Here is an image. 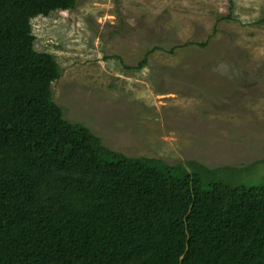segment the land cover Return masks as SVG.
Instances as JSON below:
<instances>
[{
	"label": "trees",
	"instance_id": "obj_1",
	"mask_svg": "<svg viewBox=\"0 0 264 264\" xmlns=\"http://www.w3.org/2000/svg\"><path fill=\"white\" fill-rule=\"evenodd\" d=\"M76 3L0 0V264H264V185L216 180L250 167L128 157L64 118L31 22Z\"/></svg>",
	"mask_w": 264,
	"mask_h": 264
},
{
	"label": "rangeland",
	"instance_id": "obj_2",
	"mask_svg": "<svg viewBox=\"0 0 264 264\" xmlns=\"http://www.w3.org/2000/svg\"><path fill=\"white\" fill-rule=\"evenodd\" d=\"M263 18L264 0H77L31 23L60 67L67 121L128 157L250 167L216 180L252 187L264 185Z\"/></svg>",
	"mask_w": 264,
	"mask_h": 264
}]
</instances>
